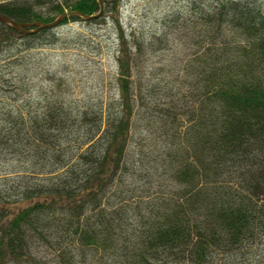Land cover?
Segmentation results:
<instances>
[{"label": "trees", "instance_id": "1", "mask_svg": "<svg viewBox=\"0 0 264 264\" xmlns=\"http://www.w3.org/2000/svg\"><path fill=\"white\" fill-rule=\"evenodd\" d=\"M102 1L107 12L120 2ZM71 8L98 6L0 1L25 22ZM163 20L190 24L194 49L154 64L160 35L129 42L118 24L116 97L48 99L0 116V264L259 262L264 0H184ZM0 39L11 57L57 37L0 21Z\"/></svg>", "mask_w": 264, "mask_h": 264}, {"label": "rangeland", "instance_id": "2", "mask_svg": "<svg viewBox=\"0 0 264 264\" xmlns=\"http://www.w3.org/2000/svg\"><path fill=\"white\" fill-rule=\"evenodd\" d=\"M180 1L184 0H120L115 11L102 9L94 18L59 22L50 28L56 40L27 49L19 47L12 50L11 57H6L10 52L7 41L0 39V116L7 111L25 113L48 99L116 97L118 24L129 42L133 37L148 40L160 35L163 43L147 56L154 64L184 56L195 47V29L183 21L170 24L163 20ZM224 35L241 39L232 29ZM2 168H6L4 164ZM258 258L255 264H264V252Z\"/></svg>", "mask_w": 264, "mask_h": 264}, {"label": "water", "instance_id": "3", "mask_svg": "<svg viewBox=\"0 0 264 264\" xmlns=\"http://www.w3.org/2000/svg\"><path fill=\"white\" fill-rule=\"evenodd\" d=\"M96 3L98 6V9H97V11H95L93 13H85V12L80 11L78 9L71 8V9L63 10L62 12L56 14L49 21L36 20V21H26L25 22V21L15 20L14 18L0 12V21L10 25L11 27H13L14 29H16L17 31H19L21 33H28V32L35 31V30L42 28V27L51 28V27L57 25L61 21L62 18L67 17L68 15H77L78 17H80L82 19H90V18L97 17L100 15V13L103 9V2H102V0H96ZM29 26H33V27L27 28Z\"/></svg>", "mask_w": 264, "mask_h": 264}, {"label": "bare ground", "instance_id": "4", "mask_svg": "<svg viewBox=\"0 0 264 264\" xmlns=\"http://www.w3.org/2000/svg\"><path fill=\"white\" fill-rule=\"evenodd\" d=\"M57 27V26H56ZM36 33V32H35ZM25 35V34H24ZM28 35V34H27Z\"/></svg>", "mask_w": 264, "mask_h": 264}]
</instances>
